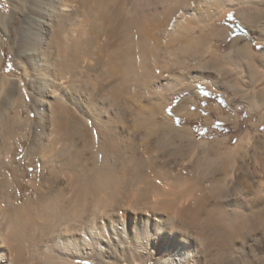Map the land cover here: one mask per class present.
<instances>
[{"label":"bare ground","instance_id":"bare-ground-1","mask_svg":"<svg viewBox=\"0 0 264 264\" xmlns=\"http://www.w3.org/2000/svg\"><path fill=\"white\" fill-rule=\"evenodd\" d=\"M11 1L0 25L13 34L31 101L21 79L3 77L12 120H0V264H264V140L241 142L219 167L214 154L207 167L196 156L167 160L160 146L168 134L193 135L166 108L191 91L172 115L193 113L208 71L234 92L235 115L248 102L219 57L187 71V48L205 44L223 9L264 0ZM237 45L230 58L245 48ZM3 46L0 38L1 61ZM21 139L25 160L42 167L22 199L8 169Z\"/></svg>","mask_w":264,"mask_h":264},{"label":"rangeland","instance_id":"rangeland-1","mask_svg":"<svg viewBox=\"0 0 264 264\" xmlns=\"http://www.w3.org/2000/svg\"><path fill=\"white\" fill-rule=\"evenodd\" d=\"M13 8H14V4L11 0H0V15L3 13H11ZM226 9H223L222 10L223 12L220 11L216 15V17H214V19L212 20L213 25L212 24L207 25L206 29H204V31L202 32L201 40H202V43H205L203 46H200V45L197 46V43L195 44L194 42L189 44L192 46L194 45V48L195 46L196 48L197 47L198 48H197V51H196V48L192 49L191 48L192 46L191 47L188 46L187 48V50L190 52V53L188 52L189 57L191 56L190 58L188 57L189 59L187 63L189 65L188 64L187 65L189 69H187V71H190L192 68H195L196 66H200L204 64L206 65L207 64L206 60H208V58H210L209 60H211L212 59L211 56H213V58H216V59L219 57L220 60H224L222 58L234 52L236 49H238L237 44L240 43L242 47L244 46L246 47L244 49L242 48V53L243 54L245 52L246 54L249 53L247 56V59L244 62L242 61V63L244 64H241L237 56L234 58L232 57V59H235L236 61L235 63L231 61V63L225 67L226 68L225 72L230 73L233 77L236 78L238 82V84L236 85V89H237L236 95H242L245 93L248 94L249 98L246 99L248 102H242L241 105L236 106L237 112L235 115L234 106L229 101V97H233L235 95L234 92L232 94L230 92L227 93V92H223L220 90H203V89L195 90L196 93L193 94L192 97L196 98V102L195 104H192L190 106V110L193 113L189 115L182 114V115L174 117L172 115L173 113L172 110L174 109V107L178 104V102L183 97L191 96L192 94H191V91H185L184 93L174 95L173 100L170 104V107L166 108V113L169 114L168 116L172 119V123L175 126L177 127L187 126L191 128L193 135L184 136V134H182L181 136H179V138L181 139H178L175 134H172L173 136L171 134H168L170 136V139H169V136L166 135L168 137L166 141H165L166 136L163 137L164 140L161 137L163 142H161V139H159V144L161 142L160 144V146L162 145L161 149L165 148L164 150H162V152L164 151L165 154L168 153L170 155L169 156L166 154L167 156H169V158L166 157L167 160L175 159V158L179 159V156L181 158L182 155L185 156V158L196 156L197 160L199 162L201 161V165L203 167L204 166L207 167L209 158L215 159L213 158V156L215 155V156L220 157V161L214 164L212 163L211 166L219 167V165L221 166L223 162L228 163L229 161H231L233 157H236V153L238 151L239 145L242 144L241 142L245 143L246 145L248 144L252 148L251 146L252 144L254 145V143L256 144L257 141L264 140V119L262 122L260 121L261 116L264 115V90H238L240 86L239 84L240 81L238 80H242L241 78L247 75L249 71L252 69L251 67H252L253 60H254L253 50H260L261 48H264V1L252 2V3H249L248 5L247 4L240 5V6H237L236 9L229 10L228 12L225 13ZM256 10H258L257 13L254 12ZM249 12H253L254 14L249 13ZM228 14L230 15L228 16ZM224 16H228V20L226 22L230 23L231 36L230 38H226L227 36L226 32L223 37L220 36V33H216L215 37L217 39L215 37L213 39V36H214L213 34H215L214 31L216 27H220V25H218L217 23L224 22L223 20ZM201 25L205 26V23L203 24L201 22ZM251 27L252 28L255 27L256 29L253 30L251 29ZM8 31L6 28L4 29V27L0 25V38L4 40L3 50L1 51L3 60L2 61L0 60V82L5 75H7L10 79L12 78L21 79L23 90L26 95L25 96L26 104L29 105V102L31 101V95L29 92L28 83L26 82L27 78H25L24 76L23 67L20 66L19 68L17 66V64L19 63L22 65L24 63L21 59L15 58L14 50L11 49V39H10L12 38V36L10 35H13V34H11L12 32L9 29ZM210 35H213V36H210ZM259 35H261V37ZM237 36H242V38L244 37L245 39H243L242 42H237L235 44L234 39L237 38ZM205 37L206 39H203ZM204 40L211 41V42H208L210 43V46L207 45L208 44L207 41L205 42ZM242 43H244V45ZM205 46L207 50L205 49ZM190 48L194 51L193 52L190 51L191 50ZM232 48H233V51L229 52V50H231ZM201 49L203 50L205 49V50L204 51L202 50V53L200 55L199 51L201 52ZM205 52L206 54H203ZM199 56H201V58ZM204 60H205V63L203 62ZM209 60L207 62H209ZM240 60H242L241 57H240ZM220 67L218 66V68ZM222 70L224 71V69ZM207 73H205L206 76H207ZM200 82L196 83V85L200 86L201 84ZM203 83H207V82L204 80ZM6 85L1 84L2 87H0V120L7 121L10 123V120H12L10 118L11 116H9V119H8L7 115L5 116L6 113L4 110L6 105L9 104L8 103L9 99L7 98V92H5L7 91L6 89H8L6 88L8 87ZM240 87L242 88V86ZM3 94L5 95L3 96ZM213 104H217L220 107V109H217V107H215ZM257 107H260V109L253 110L254 108H257ZM8 111L11 114L13 112L12 109ZM28 113H29L28 108H24L22 112V116H21L22 122H25V119L29 115ZM230 114H233V118L230 121L221 118V117H225ZM30 117L34 118V113H32ZM228 118L230 117L228 116ZM217 122L218 123L220 122L222 125H218ZM237 122H238V125L237 127H235V124ZM196 126L200 127L199 132L195 130ZM21 127L23 126L21 125ZM204 129L206 130V133L203 132L205 131ZM26 137H28V134ZM23 140L25 139L20 140L22 144L21 147L18 146L17 144L18 141H16L15 144H13L11 151H10V158H11L10 163L12 165L9 166L10 168H8L12 176L15 177L14 179L15 181L13 185L17 186L19 183H21L22 185L21 190H20L21 199L23 198L24 193L31 192V189L28 185V181L32 179V174L34 173L36 176L39 175V173L41 172L40 170L42 168L38 159L36 160V158H33L32 160H25V152L28 147V140L26 139L25 142H23ZM206 141H208L207 142L208 144L206 143ZM170 157H173V158H170ZM257 247L258 248H256V250L258 249L259 251H261V246L259 247L258 245ZM263 250H264V247H263ZM261 253L263 254H260V253L259 254L262 255V257L264 258V252H261ZM78 262L83 263L80 260H78ZM225 262L229 263L228 261H225ZM84 263L85 264H95L94 262L90 260Z\"/></svg>","mask_w":264,"mask_h":264},{"label":"crops","instance_id":"crops-1","mask_svg":"<svg viewBox=\"0 0 264 264\" xmlns=\"http://www.w3.org/2000/svg\"><path fill=\"white\" fill-rule=\"evenodd\" d=\"M254 12L257 13L256 11H254ZM249 13H253V12H249ZM229 15L230 14H228V16ZM228 16H224V18H223L224 22L217 23L218 25H220V27H216V29L214 31V33H215L214 36H216V33H220V36L223 37L225 32H226L227 35H228V36H226V38H230V36H231L230 23L226 22L228 20ZM225 29H226V31H225ZM255 29L256 28H254L253 30H255ZM230 51H233V48L231 50H229V52ZM235 51L232 52L231 55L234 54ZM253 52H254V56H253L254 60H253V64H252V67H251L252 69L249 71V73L247 75H245L244 77L242 76L243 77V78H241L242 80H238V81H240V83H239L240 86H242V88L239 86L238 90H264V48H261L260 50H253ZM241 53H242V49H239V53H238V58L239 59L238 60H239V62L241 64H244V63H242V61L244 62L247 58L243 59L242 57H243L244 54L248 56L249 53L248 54H246V52L244 54L242 53L243 55ZM228 55H226V56H224L222 58V59H224L222 61L225 62L226 66L229 65L231 63V61L234 62V63L236 61L235 59H232V58L230 59V56H228ZM240 57H241L242 60H240ZM225 69L226 68H224V70ZM208 74H210V75H207V77L209 79L208 80L206 78L207 79L206 80L207 83L200 82L201 83L200 86L196 85L195 86V90H202V89L203 90H219V88H217L215 85L212 84L213 81H211L215 77H213V75L209 71H208ZM209 77H211V78H209ZM235 82H236V85H237L238 84L237 80H235ZM197 83H199V82H197ZM254 109H260V107H257V108H254Z\"/></svg>","mask_w":264,"mask_h":264},{"label":"trees","instance_id":"trees-1","mask_svg":"<svg viewBox=\"0 0 264 264\" xmlns=\"http://www.w3.org/2000/svg\"><path fill=\"white\" fill-rule=\"evenodd\" d=\"M217 124H218V125H222L220 122H219V123L217 122ZM199 129H200V127H199V126H196L195 130H196L197 132H199ZM204 130H205V129H204ZM203 132H205V133H206V130H205V131H203Z\"/></svg>","mask_w":264,"mask_h":264}]
</instances>
